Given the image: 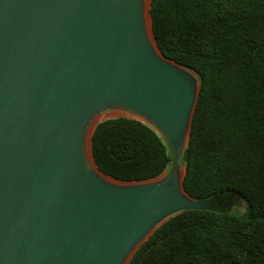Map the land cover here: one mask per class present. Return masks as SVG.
Returning a JSON list of instances; mask_svg holds the SVG:
<instances>
[{"label": "water", "instance_id": "95a60500", "mask_svg": "<svg viewBox=\"0 0 264 264\" xmlns=\"http://www.w3.org/2000/svg\"><path fill=\"white\" fill-rule=\"evenodd\" d=\"M152 38L143 0H0V264H128L171 217L221 204L184 190L200 84ZM106 111L157 132L173 156L165 176L97 169L104 120L92 124Z\"/></svg>", "mask_w": 264, "mask_h": 264}, {"label": "trees", "instance_id": "16d2710c", "mask_svg": "<svg viewBox=\"0 0 264 264\" xmlns=\"http://www.w3.org/2000/svg\"><path fill=\"white\" fill-rule=\"evenodd\" d=\"M149 12L160 52L200 84L180 159L184 190L222 202L171 217L128 264H264V0H151ZM91 141L97 169L117 181L151 180L173 164L136 119L101 121ZM234 196L241 214L223 205Z\"/></svg>", "mask_w": 264, "mask_h": 264}, {"label": "rangeland", "instance_id": "374dc122", "mask_svg": "<svg viewBox=\"0 0 264 264\" xmlns=\"http://www.w3.org/2000/svg\"><path fill=\"white\" fill-rule=\"evenodd\" d=\"M121 115H124V114H122L120 112H116V111H106V112H103L100 115V117L102 116V118L99 119V120H105V119H109V118H115V117H119ZM180 159H181V157H180ZM171 167L169 169H167L163 173V176H165L170 171ZM178 168H179L180 174H182L183 171H184L185 165H184L183 162H180V160H179ZM230 211L231 212H234V213H239V214L243 213L244 212V204H243V202L240 199H236L235 202H233V205H232Z\"/></svg>", "mask_w": 264, "mask_h": 264}, {"label": "bare ground", "instance_id": "6f19581e", "mask_svg": "<svg viewBox=\"0 0 264 264\" xmlns=\"http://www.w3.org/2000/svg\"><path fill=\"white\" fill-rule=\"evenodd\" d=\"M143 4H144V19H145V24H146V31H147L149 39L151 40L152 44L155 46L154 40L152 38V33H151V29H150V22H149V16H148L149 0H143ZM101 118H102V116L101 117H97L95 119V121L93 122L92 127L96 123V121H98ZM92 127H90V130L88 132V136H87L88 143H89V139H90V136H91ZM87 156H88V160L90 161V163L92 164V166L95 169V166H94V163H93V160H92V157H91L90 149H89V144H87ZM104 179L108 180L107 178H104Z\"/></svg>", "mask_w": 264, "mask_h": 264}]
</instances>
